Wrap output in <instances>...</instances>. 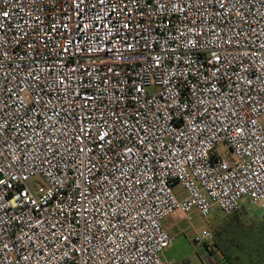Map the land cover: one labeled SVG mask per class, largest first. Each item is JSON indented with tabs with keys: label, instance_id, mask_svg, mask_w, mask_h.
Returning <instances> with one entry per match:
<instances>
[{
	"label": "built area",
	"instance_id": "1",
	"mask_svg": "<svg viewBox=\"0 0 264 264\" xmlns=\"http://www.w3.org/2000/svg\"><path fill=\"white\" fill-rule=\"evenodd\" d=\"M243 206L264 0H0V264H174L167 216Z\"/></svg>",
	"mask_w": 264,
	"mask_h": 264
},
{
	"label": "crops",
	"instance_id": "2",
	"mask_svg": "<svg viewBox=\"0 0 264 264\" xmlns=\"http://www.w3.org/2000/svg\"><path fill=\"white\" fill-rule=\"evenodd\" d=\"M175 191L182 195V189L180 186H175ZM218 210V209H217ZM219 211V210H218ZM220 212V211H219ZM244 219V220H242ZM164 228L174 238L173 245L162 253V259L165 261H171L175 264L180 262H186L194 254V251L203 256V259L208 260L203 251L195 247L193 243V236L196 233H190V225L187 223V217L185 214L176 211L173 214L167 216L163 220ZM239 226H245L249 228V237L251 245L253 246V257L256 259V263L264 264V210L251 209L247 206L229 216L223 215V219L213 225V235L219 232H237ZM204 231V230H202ZM199 233V232H197ZM213 248V242H212ZM214 250V249H213ZM214 253V251H213ZM232 254H238L235 251H231ZM226 262L224 261L223 264ZM217 264V263H216ZM220 264V263H218Z\"/></svg>",
	"mask_w": 264,
	"mask_h": 264
},
{
	"label": "rangeland",
	"instance_id": "3",
	"mask_svg": "<svg viewBox=\"0 0 264 264\" xmlns=\"http://www.w3.org/2000/svg\"><path fill=\"white\" fill-rule=\"evenodd\" d=\"M217 150L219 155H223L226 158L232 157V153L224 144L220 145ZM29 184H32V181ZM222 219V212L213 209L207 218L202 217L196 212H192L189 215V219H187V223L190 225V233L194 234L202 232V230H211L213 232V225ZM239 230L237 232L222 231L216 233L213 239L214 253L209 256L208 260L203 259L202 255L194 251V254H192L188 261L175 262V264H223L224 261L226 262L225 264H258L255 257H253L254 249L249 237L250 229L245 228V226H239ZM231 251H235L238 254H232Z\"/></svg>",
	"mask_w": 264,
	"mask_h": 264
}]
</instances>
